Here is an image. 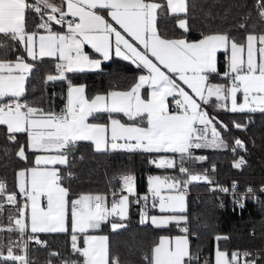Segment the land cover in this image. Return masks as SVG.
Instances as JSON below:
<instances>
[{
	"label": "snow or ice",
	"instance_id": "snow-or-ice-1",
	"mask_svg": "<svg viewBox=\"0 0 264 264\" xmlns=\"http://www.w3.org/2000/svg\"><path fill=\"white\" fill-rule=\"evenodd\" d=\"M256 6L264 20V0H257ZM189 11V0H166V4L163 0H0V36L11 42H0V48L15 52L22 47L32 61L51 58L55 74H47L44 82L67 81L66 102L60 112L34 106L25 99V83L35 65L22 55L15 61L0 59V125L6 126L13 143H17V134L26 135V142L15 153L20 160L27 162L29 151L43 153L35 156L34 166L16 172L18 192L8 191L6 182L0 180V213L5 205L16 210L6 226L0 225V232L17 234L15 239L9 238L6 254L0 243V264H35L27 256L29 241L46 246L37 233L69 234L72 254L82 257L83 264H120L119 258L110 254L108 237L89 233L109 222L114 232L125 228L130 203L141 200V224L150 222L156 228L174 224L182 233L161 236L150 257L145 255L147 264H257L248 252L229 254L219 246L214 262L207 257L201 261V253L191 251L189 237L195 234L190 232L186 214L187 189L192 182L212 181L207 170L192 173L186 165L207 159L195 156L194 150L229 147L224 138L230 131L228 125L207 110L213 98L216 110L264 113V32H250L243 43L227 32H201L199 39L192 40ZM30 13L40 19L36 30H29ZM166 16L176 20L183 30L181 35H169L160 28L159 20ZM54 25H60L61 30H54ZM85 45L102 59L88 54ZM221 52L226 57L223 73L218 69ZM113 54L146 74H140L127 90L91 98L85 85L68 78V73L100 69ZM103 114H107V123L89 122V118L99 120ZM116 114H123L129 122H122ZM233 125L244 127L236 121ZM80 141H90L97 152L111 149L173 154L149 161L157 168L178 169L180 174L148 177L151 207L161 215L149 216V196L136 193L131 173L113 178L120 187L111 188L110 204L109 193H82L71 198L61 173L51 166H70L72 149ZM244 148V142L235 138L232 151ZM243 163L241 158L233 167ZM236 189L233 182L234 202L243 207L242 201L252 189L238 199ZM213 190L230 191L219 185ZM130 197H136L135 201ZM41 198H46V207ZM215 239L227 237L217 235ZM50 257L61 259V264H80L57 252ZM48 264H54L51 258Z\"/></svg>",
	"mask_w": 264,
	"mask_h": 264
},
{
	"label": "trees",
	"instance_id": "trees-1",
	"mask_svg": "<svg viewBox=\"0 0 264 264\" xmlns=\"http://www.w3.org/2000/svg\"><path fill=\"white\" fill-rule=\"evenodd\" d=\"M163 2L166 4L165 0ZM189 4L188 22L191 27L189 39L200 38L201 32H227L237 42L243 43L250 32L257 34L264 32V20L259 16L257 0H189ZM39 23V17L30 13L29 30H36V25ZM241 25L245 27L242 28ZM159 26L162 30H167L169 35L179 36L183 32L171 16L162 17ZM0 42L11 43L2 36ZM17 55L26 58L22 47L15 52L8 48H0V59L14 61ZM29 63H33L35 67L25 83V99L34 106L59 112L64 107L67 81L47 84L44 82L47 74L55 73V61L51 58H43L30 60ZM225 66V55L223 52L218 53L219 71L225 70ZM141 73L131 62L112 57L108 61H103L100 69L68 73L67 76L74 84L85 85L86 95L91 98L95 94L109 90H127ZM215 79L217 82H224L219 78ZM207 110L228 125L230 131L224 134V138L229 147L198 149L195 153L205 154L206 161H190L186 165L192 173L207 170V175L212 181L211 184L192 182L188 187L190 195L186 198V214L189 218L190 232L195 234L189 237L191 251L194 254L197 252L207 254L212 258V251L216 245L221 250L247 248L264 254V203L247 204L238 213L226 198H221L223 206L220 207L213 190L216 185L230 182H235L240 188L264 184V113L259 111L232 113L223 109L216 110L215 99L207 106ZM99 120L104 121L103 118ZM233 121L244 127L242 129L234 127ZM235 138L244 142V149L232 151ZM25 142V134H17V143L9 141L5 128L0 125V180L6 182L10 192L15 191L16 171L32 165L33 152H28L27 162L20 160L15 154L20 144ZM235 155H241L246 160V166L240 170H233L230 167V161ZM162 156V153L142 151L97 152L89 142L80 141L72 149L69 157L70 166H62L59 172L64 178L63 186L70 189L71 198L82 193H109L113 186L118 188L117 181L113 179L118 173L133 174L136 192H143L149 175H180L178 169L157 168L155 164L149 162ZM213 165L215 171L212 170ZM69 172L72 173L70 177ZM111 219L119 222L117 218ZM123 223L126 227L115 232L109 227V223L95 230L108 237L110 254L118 257L120 264H147L144 257L145 255L150 257L151 250L160 236L181 233L174 224L167 228H156L149 222L141 224L137 210L131 203L128 218ZM217 235L227 239L217 241L215 239ZM16 236V233L0 232V243L4 245L5 254L9 238L15 239ZM36 236L45 242L46 246L35 242L28 244L29 258L35 261V264H45L50 258L52 261H57V257H50L52 252L59 253L63 258L79 257L72 254L71 239L67 233H40Z\"/></svg>",
	"mask_w": 264,
	"mask_h": 264
},
{
	"label": "built area",
	"instance_id": "built-area-1",
	"mask_svg": "<svg viewBox=\"0 0 264 264\" xmlns=\"http://www.w3.org/2000/svg\"><path fill=\"white\" fill-rule=\"evenodd\" d=\"M68 19H71V17H68ZM57 28L56 30H61V26L60 25H55ZM65 30H66V26H65ZM221 73L224 72V70L220 71ZM61 111V110H60ZM59 111V112H60ZM198 150V149H197ZM197 150H194V155L195 156H205V154L203 153H195ZM241 158H243V161L244 163L239 167V168H236V167H233V164L240 160ZM206 161V160H205ZM246 166V160L243 156L241 155H235L234 158L230 161V167L231 169L233 170H240L241 168L245 167ZM205 170H203L201 173H203ZM119 175L121 174H118L116 175L115 177H118ZM186 178V177H185ZM118 182V188L120 187V184H119V181L116 180ZM204 181H199V182H196V183H203ZM232 185H233V182H230L228 184H224V185H219V186H223V187H226L228 189H230V191L228 193H224L222 191H219V190H214L215 191V196L219 202V206H223V202H222V199L221 198H226L229 202H231L232 204V207L239 213L241 210H243L247 204H251V203H258V202H261V203H264V191H262V189H264V184H260L258 186H255V187H252V186H247V187H244V188H240L237 184V189H236V198L238 199L241 194L245 193L246 190L248 188H251L252 189V193L248 194V198L244 201H242L243 203V207H240L237 203L234 202V199H233V195H232V192H231V189H232ZM139 196H143L145 194H147L149 196V199H148V211L149 209L151 208V205H152V198H151V195L147 192V191H143V192H136ZM127 194V193H125ZM190 195V192L189 190L187 189V193H186V198ZM108 197H110V202H111V195H110V192H109V195ZM136 197H130V200L131 201H135ZM21 204H23V200L21 202ZM131 205H133L135 207V209L137 210V213L140 217V213H141V209L144 207V201L141 200L139 204L135 203V202H132ZM8 205H5V208H4V211L6 209ZM4 211L2 213H4ZM1 213V214H2ZM31 234V233H29ZM36 235V234H35ZM30 242H35V241H29ZM233 251H239L241 253L243 252H248L251 254V259H255L257 261V264H264V254H260L257 250L255 249H247V248H233L231 250L228 251L229 254H231ZM27 256H28V259L29 261L30 258H29V255H28V252H27ZM207 257L209 260L213 261V259L211 257H209L207 254H204V253H201V261ZM75 260H79L80 261V264H83V258L82 257H78L76 258ZM49 261H47L45 264H48ZM54 264H61V259L58 258L57 261H53ZM214 262V261H213ZM9 264H12V262H9ZM195 264V262H194Z\"/></svg>",
	"mask_w": 264,
	"mask_h": 264
},
{
	"label": "crops",
	"instance_id": "crops-1",
	"mask_svg": "<svg viewBox=\"0 0 264 264\" xmlns=\"http://www.w3.org/2000/svg\"><path fill=\"white\" fill-rule=\"evenodd\" d=\"M57 2H59V0H57ZM165 2H166V0H165ZM66 10V9H65ZM56 26L54 25V30H56ZM182 30V29H181ZM39 32L41 33V34H44V32H43V30L41 29V30H39ZM199 39V38H198ZM85 51L88 53V54H90V55H92L93 56V58H100V59H102L100 56H99V54L98 53H94V51L89 47V46H87V45H85ZM25 55H26V58H27V54L25 53ZM112 57H116L114 54H113V56ZM15 61V60H14ZM30 61V59L29 58H27V60H26V62H29ZM130 62V61H129ZM226 67V66H225ZM55 74V73H54ZM141 74H146V72L145 73H141ZM139 76V75H138ZM77 85H79V84H77ZM109 91H112V90H109ZM117 91H119V90H117ZM190 91V90H189ZM108 92V91H107ZM107 92H105V93H107ZM66 93H67V87H66V89H65V94H64V106H65V102H66ZM105 93H98V94H105ZM142 93L144 94V95H147V91L145 90V89H142ZM95 95H97V94H95ZM95 95H93L92 97H94ZM239 95V94H238ZM214 99V98H213ZM241 101H242V97H241ZM64 108V107H63ZM116 117L117 118H123V119H125V120H127V117H124L123 116V114H116ZM102 118L104 119V121H102V120H92V118H89V122H93V123H96V122H101V123H107L108 122V117H107V114H103L102 115ZM128 121V120H127ZM122 122H124V121H122ZM3 126V125H2ZM4 128H5V130H6V126H3ZM6 132H7V130H6ZM26 136V135H25ZM87 142H89L90 144H91V146H92V148L95 150V146L90 142V141H87ZM108 151H125V150H111V149H109ZM139 151V150H138ZM102 152V151H101ZM34 153V152H33ZM43 153H34L33 154V157H32V165L31 166H34V160H35V156L36 155H42ZM163 154V156H168V157H172L173 156V154H171V153H162ZM162 156V157H163ZM161 158V157H160ZM159 158V159H160ZM31 166H29V167H31ZM62 166H64V165H54V166H51V167H55V168H57L58 170L62 167ZM20 170V169H19ZM19 170H17V171H19ZM16 171V172H17ZM149 176H152V175H149ZM149 176H147V178H146V188H145V191H147L148 192V187H147V180H148V177ZM157 176H159V175H157ZM164 176H170V175H162L161 177H164ZM15 191L16 192H18V188H17V184H16V174H15ZM76 198V197H75ZM74 199V198H73ZM21 202H22V199H21ZM41 204L43 205V206H45L46 207V204H47V201H46V198H41ZM110 204V203H109ZM148 214H149V216H151V215H161L160 213H159V211H158V209H154V208H150V212H148ZM9 215H16V210H15V208H13L11 205H8L7 207H6V209H5V211H4V213H0V216L1 217H3L4 219H0V225H7L8 223H9ZM0 217V218H1ZM118 219V218H117ZM139 219H140V217H139ZM150 223V222H149ZM110 224V223H109ZM151 224V223H150ZM111 228V227H110ZM29 233H31L30 232V228H29ZM37 234H40V233H37ZM89 234H91V235H96V236H101V235H103V236H105L104 234H101V233H97V232H95V230L94 231H91ZM177 235H182V233H178V234H174V235H162V236H165V237H175V236H177ZM161 237V236H160ZM160 237L158 238V241L156 242V244L159 242V239H160ZM154 247V246H153ZM150 255H151V253H150ZM213 259V258H212Z\"/></svg>",
	"mask_w": 264,
	"mask_h": 264
},
{
	"label": "rangeland",
	"instance_id": "rangeland-1",
	"mask_svg": "<svg viewBox=\"0 0 264 264\" xmlns=\"http://www.w3.org/2000/svg\"><path fill=\"white\" fill-rule=\"evenodd\" d=\"M118 174H125V173H118ZM116 174V175H118ZM152 176H157V175H152ZM118 183V182H117ZM147 187H148V184H147ZM108 201L110 203V197H108ZM111 219V218H110ZM110 223V222H109ZM109 227H111V223L109 224ZM112 229V228H111ZM7 248V247H6ZM217 248V246L215 245L214 248H213V251H212V258H213V261H214V253H215V249ZM19 250V249H18ZM7 251V250H6ZM28 252V251H27Z\"/></svg>",
	"mask_w": 264,
	"mask_h": 264
}]
</instances>
